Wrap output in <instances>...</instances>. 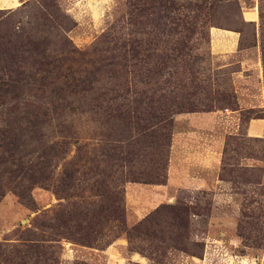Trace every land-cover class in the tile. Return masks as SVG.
<instances>
[{
	"label": "rangeland",
	"instance_id": "rangeland-1",
	"mask_svg": "<svg viewBox=\"0 0 264 264\" xmlns=\"http://www.w3.org/2000/svg\"><path fill=\"white\" fill-rule=\"evenodd\" d=\"M17 4L0 10V264H264V0ZM216 30L238 52L214 55ZM196 113L219 116L209 189L148 205Z\"/></svg>",
	"mask_w": 264,
	"mask_h": 264
},
{
	"label": "crops",
	"instance_id": "crops-1",
	"mask_svg": "<svg viewBox=\"0 0 264 264\" xmlns=\"http://www.w3.org/2000/svg\"><path fill=\"white\" fill-rule=\"evenodd\" d=\"M18 2H20V0H18ZM9 8L10 7L5 5L2 7L0 6V9L6 10ZM239 49L240 34L238 32L218 30L211 32V50L214 55L234 54L238 52ZM192 115H194L192 116L194 121H200L198 125L200 126V128L197 132L194 131L196 132L195 134H197L196 143L191 147L187 144H183L182 148L178 146V150L174 149V151H178V155L177 153L175 155L173 153L172 155L168 169L166 185H162L161 187H158L159 185H146L144 186V188L142 186L144 191L146 187L149 186H151L150 189H152V191H150V194L149 192L144 193L147 196L151 195V197H153L152 201H148V205H153L154 202H160L168 197V195H165L163 193L165 187L171 188L174 191L173 193L179 191L181 188H187L190 191H201L209 189L208 181L204 177L206 176V173H208L207 169L213 167L216 161H218L219 159L218 154L212 155V149L215 145L213 143L214 134L212 128L214 127L215 122L219 120V116H217V114L215 113H196ZM202 122H205V125H203ZM205 147L207 148V152ZM204 155H206L207 157ZM204 158L207 159L206 164H203ZM208 159L210 160V162H208ZM150 189L147 188L146 190ZM131 190H133V188Z\"/></svg>",
	"mask_w": 264,
	"mask_h": 264
},
{
	"label": "bare ground",
	"instance_id": "bare-ground-1",
	"mask_svg": "<svg viewBox=\"0 0 264 264\" xmlns=\"http://www.w3.org/2000/svg\"><path fill=\"white\" fill-rule=\"evenodd\" d=\"M17 2H18V0H0V6L2 7V6L5 5V6H8V7H11V6H15L17 4ZM0 10H3V9H0Z\"/></svg>",
	"mask_w": 264,
	"mask_h": 264
},
{
	"label": "trees",
	"instance_id": "trees-1",
	"mask_svg": "<svg viewBox=\"0 0 264 264\" xmlns=\"http://www.w3.org/2000/svg\"><path fill=\"white\" fill-rule=\"evenodd\" d=\"M193 112H197V111H193ZM166 180H167V179H166ZM164 184H166V182H165Z\"/></svg>",
	"mask_w": 264,
	"mask_h": 264
}]
</instances>
